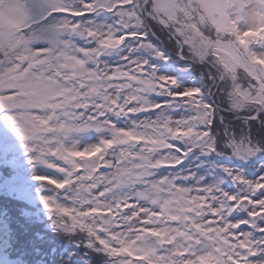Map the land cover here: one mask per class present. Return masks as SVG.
<instances>
[{
	"label": "snow or ice",
	"instance_id": "1",
	"mask_svg": "<svg viewBox=\"0 0 264 264\" xmlns=\"http://www.w3.org/2000/svg\"><path fill=\"white\" fill-rule=\"evenodd\" d=\"M0 117L79 264H264V0H0Z\"/></svg>",
	"mask_w": 264,
	"mask_h": 264
},
{
	"label": "rangeland",
	"instance_id": "2",
	"mask_svg": "<svg viewBox=\"0 0 264 264\" xmlns=\"http://www.w3.org/2000/svg\"><path fill=\"white\" fill-rule=\"evenodd\" d=\"M0 157L2 164L13 171V177L7 185L9 189L17 192L18 198L23 202V212L29 218L38 219L44 222L48 229L54 226L46 210L41 196L45 194V186L34 179L37 175H51L58 177L60 174L56 170L49 168L42 162L35 161L32 154L25 151L24 142L17 134L13 125L0 117ZM5 219L0 216V261L1 264H21L17 260H12L6 252V241L3 237L8 233ZM66 238L67 248L71 251H81L78 248L73 236L64 231L58 230Z\"/></svg>",
	"mask_w": 264,
	"mask_h": 264
},
{
	"label": "trees",
	"instance_id": "3",
	"mask_svg": "<svg viewBox=\"0 0 264 264\" xmlns=\"http://www.w3.org/2000/svg\"><path fill=\"white\" fill-rule=\"evenodd\" d=\"M3 175L1 181L8 176V171L0 165ZM13 190H6L3 186L0 190V214L5 212L7 222L12 229L10 245L13 257L23 255L25 262L34 257H41L45 264H66L65 259L58 251L53 249V244L64 245L66 238L63 233L57 231L54 226L49 230L41 218H29L23 212V202L15 196Z\"/></svg>",
	"mask_w": 264,
	"mask_h": 264
},
{
	"label": "bare ground",
	"instance_id": "4",
	"mask_svg": "<svg viewBox=\"0 0 264 264\" xmlns=\"http://www.w3.org/2000/svg\"><path fill=\"white\" fill-rule=\"evenodd\" d=\"M0 264H1V261H0Z\"/></svg>",
	"mask_w": 264,
	"mask_h": 264
}]
</instances>
